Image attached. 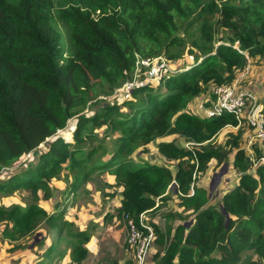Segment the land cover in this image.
I'll return each instance as SVG.
<instances>
[{
    "label": "trees",
    "instance_id": "1",
    "mask_svg": "<svg viewBox=\"0 0 264 264\" xmlns=\"http://www.w3.org/2000/svg\"><path fill=\"white\" fill-rule=\"evenodd\" d=\"M185 55L193 59L183 62ZM141 58L171 67L159 82H146L135 78ZM262 59L264 0H0V172L35 157L0 175V194L27 190L37 199L46 190L48 198L49 184L66 178L65 170L75 175V188L106 173L119 190L122 220L129 215L139 224L141 213L176 195L179 210L164 215L163 226L150 223L152 264H264V165L253 167L240 134L213 141L239 125L234 115L204 118L188 110ZM127 83L121 102L101 98ZM170 135L192 143H157L173 168L136 159L139 149ZM213 158L238 172L214 201L196 184ZM58 207L50 213L36 201L0 204L1 234L18 241L44 227L40 244L51 240L37 264L63 260L62 242L71 246L64 264H82L91 233ZM131 248L123 264H135Z\"/></svg>",
    "mask_w": 264,
    "mask_h": 264
},
{
    "label": "rangeland",
    "instance_id": "2",
    "mask_svg": "<svg viewBox=\"0 0 264 264\" xmlns=\"http://www.w3.org/2000/svg\"><path fill=\"white\" fill-rule=\"evenodd\" d=\"M224 30L221 31V34ZM192 60L191 56L185 55L183 62H189ZM159 63L155 61L146 65L144 70L139 68L136 73V79L145 78L146 81H158L160 79V73L164 72V68L160 67ZM166 63L165 67H168ZM164 67V66H163ZM249 78L254 81L253 93L259 103L264 106V59L260 60L257 64L249 65ZM128 94L126 84L120 89L115 90L109 95H103L101 98L109 103H119L123 98H126ZM211 100V94H203V96L196 98L189 106L188 110L194 115L201 116V110L199 108L200 103H205ZM72 128L63 132V136L70 139ZM231 133L235 136L240 134V146L247 148V143L251 135L255 133V128L250 125L246 120H240L239 125L232 127L229 126L221 131L213 139L216 143H226L231 139ZM165 141H175L184 148H190L192 143L186 140L184 137L170 135L164 138H158L146 146L145 149L141 148L136 154V159L140 162L147 161L150 163L166 165L170 167L175 166V161L167 159L162 155L157 147V143ZM234 150H231L228 158L231 161V156ZM35 159L31 154L27 155L20 161L14 164L12 167L3 169L0 175L6 174L7 176L23 166H26L30 161ZM229 161L219 163L215 158L211 159L208 164V168L204 173L200 171L197 175L198 186H202L208 190V193L214 201L222 194L224 187L227 184L234 183L238 172L232 167ZM68 176L65 178L63 175L60 178L54 179L47 188L49 197L45 196V191L40 192L39 198L35 199L30 191L22 190L14 193L13 195H1L0 204L10 205L11 203H19L25 205L27 203L36 201L41 206L46 208L48 212L54 211L55 204H59V209H64V215L70 221H75L76 226L81 229H89L91 233L88 241L85 243L86 247L90 251V256L82 264H109L110 261H121L123 254L119 249L114 250L112 247L117 242L121 241L124 248H127L128 257L133 256V250L127 244V228H124V220L116 217L117 204L115 200L120 199L119 190L114 185V177L109 176L106 173H94L88 180L79 184L75 188L73 181L76 179L73 173L69 174V171L65 170ZM68 179V180H67ZM44 194V196H43ZM179 210L178 199L175 194L171 195L167 205L160 209H156L153 212H149L147 221L150 223L154 220L160 225L165 224V216L169 211ZM153 219V220H151ZM101 222V225H100ZM100 226V227H99ZM98 227L100 229H98ZM98 229V233H96ZM47 229L42 227L37 233L29 238L18 241H10L4 238L0 229V264H37L39 262L41 253L50 245L51 238H48L43 244H40L42 239L46 236ZM97 239V249L91 250L90 246H93V240ZM126 239V240H125ZM91 240V241H90ZM25 246L27 248H25ZM59 250L65 252V258L61 261L54 259L49 261V264H64L70 260V247L66 242L60 243L57 246ZM157 254V248L151 247L148 250L146 261L144 264H152L154 256ZM137 264V263H136Z\"/></svg>",
    "mask_w": 264,
    "mask_h": 264
},
{
    "label": "built area",
    "instance_id": "3",
    "mask_svg": "<svg viewBox=\"0 0 264 264\" xmlns=\"http://www.w3.org/2000/svg\"><path fill=\"white\" fill-rule=\"evenodd\" d=\"M153 61L164 68V72L160 73V79L156 81L159 82L171 67L168 62L158 58H141L137 62L138 68L145 67ZM166 63L169 64L168 67H165ZM248 74L249 67L242 71L232 83L216 85L213 88L214 99L211 100V104L200 103L199 108L201 117L212 118L232 114L239 122L246 119L255 128V133L248 140L246 150L253 162V167H257L264 165V106L256 99L253 93L254 81L249 78ZM126 86L129 91L132 83H127ZM125 222L127 243L135 250L136 263L144 264L148 250L156 237L153 226L147 221L145 213H141L139 224L129 215L125 216Z\"/></svg>",
    "mask_w": 264,
    "mask_h": 264
},
{
    "label": "crops",
    "instance_id": "4",
    "mask_svg": "<svg viewBox=\"0 0 264 264\" xmlns=\"http://www.w3.org/2000/svg\"><path fill=\"white\" fill-rule=\"evenodd\" d=\"M113 181H114V179H113ZM116 201V204H117V207L118 206H120V204H121V202H120V199H118V200H115ZM151 212V211H150ZM145 216L146 217H148L149 216V212H146L145 213ZM151 220H153V219H151ZM155 221V220H154ZM100 225H101V222H100ZM100 227V226H99ZM98 227V229H100ZM126 227V222H125V220H124V228ZM127 228V227H126ZM98 229H97V231H96V233H98ZM90 237H93L94 238V236H90ZM126 240V239H125ZM91 241V240H90ZM117 242L114 244V246L112 247V249L114 248V250H116V249H119V250H121L122 251V254H123V257H122V259H121V261L119 260V262H120V264H123L124 262H126V260H128V259H130L131 257H128V255H127V248H124L122 245H120L121 244V241H120V239L119 240H116ZM127 242V241H126ZM96 243H97V239H94L93 240V246H90V249L91 250H95L94 248H96L97 249V245H96ZM100 251V249H99V247H98V249H97V252H99ZM135 264H136V262H135ZM147 264H149V263H147Z\"/></svg>",
    "mask_w": 264,
    "mask_h": 264
}]
</instances>
